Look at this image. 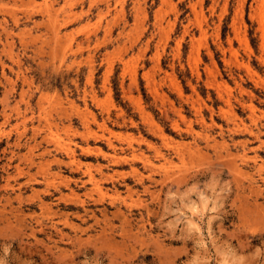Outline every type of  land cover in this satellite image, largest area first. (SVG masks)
Returning a JSON list of instances; mask_svg holds the SVG:
<instances>
[{"label": "rangeland", "instance_id": "374dc122", "mask_svg": "<svg viewBox=\"0 0 264 264\" xmlns=\"http://www.w3.org/2000/svg\"><path fill=\"white\" fill-rule=\"evenodd\" d=\"M0 264H264V0H0Z\"/></svg>", "mask_w": 264, "mask_h": 264}, {"label": "bare ground", "instance_id": "6f19581e", "mask_svg": "<svg viewBox=\"0 0 264 264\" xmlns=\"http://www.w3.org/2000/svg\"><path fill=\"white\" fill-rule=\"evenodd\" d=\"M41 100H42V98H41ZM41 100H40V101H41ZM42 107H43V106H42ZM87 108H88V107H87ZM18 110H19V109H18ZM86 111H87V110H86ZM83 112H84V111H83ZM36 127H37V126H36ZM39 127H40V126H39ZM260 131H261V130H260ZM161 133H163V132L161 131ZM257 133H258V132H257ZM163 134H164V133H163ZM162 136H163V135H162ZM244 142H245V141H244ZM242 144H243V143H242ZM87 146H88V145H87ZM89 147H90V146H89ZM90 148H91V147H90ZM89 150H90V149H89ZM96 150H97V149H96ZM243 153H244V151H243ZM243 153H242V154H243ZM228 154H229V153H228ZM232 154H233V153H232ZM256 154H257V153H256ZM247 155H248V154H247ZM241 156H243V155H241ZM244 156H245V155H244ZM248 157H249V156H248ZM250 157H251V156H250ZM250 157H249V158H250ZM254 157H256L255 154H254ZM242 158H243V157H242ZM242 158H241V159H242ZM249 158H248V159H249ZM256 158H257V157H256ZM244 159H245V158H244ZM249 160H250V159H249ZM255 160H256V159H255ZM232 162H233V161H232ZM253 178H255V177H253ZM249 182H250V181H249ZM250 184H251V182H250ZM252 184H253V183H252ZM248 185H249V184H247V186H248ZM259 185H260V184L258 183V186H259ZM243 186H244V185H243ZM258 186H257V187H256V186H253V187H254V189H257ZM248 187H250V185H249ZM250 189H252V188L250 187ZM259 190H260V189H259ZM252 192H253V191H252ZM256 201H257V200H256ZM256 201H255V202H256Z\"/></svg>", "mask_w": 264, "mask_h": 264}]
</instances>
